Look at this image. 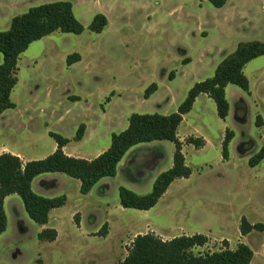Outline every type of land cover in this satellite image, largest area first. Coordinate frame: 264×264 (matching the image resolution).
Wrapping results in <instances>:
<instances>
[{"label":"rangeland","instance_id":"1","mask_svg":"<svg viewBox=\"0 0 264 264\" xmlns=\"http://www.w3.org/2000/svg\"><path fill=\"white\" fill-rule=\"evenodd\" d=\"M37 1L32 3L46 0ZM57 1L74 5L84 32H55L20 56L11 95L17 108L0 114V154L13 153L23 161L55 152L51 133L69 140V156L91 159L109 148L113 133L128 128L132 114L176 113L193 86L212 78L240 43L264 42V0H228L221 9L208 0ZM7 5L0 0V17L24 14L26 4L14 11ZM97 14L109 22L100 34L90 31ZM9 28L0 22V32ZM75 53L81 61L68 66V56ZM244 73L250 94L227 86L230 112L225 121L207 95L196 100L178 130L192 175L176 180L153 209L122 208L119 189L149 194L156 178L173 165L175 146L168 141L136 146L117 175L102 179L87 195L81 194L77 179L42 174L40 181L47 184L39 181L36 189L43 196L67 197L65 206L52 213L50 228L58 238L40 241L41 225L29 217L22 199L12 195L4 205L8 226L0 235V264H122L135 238L148 233L163 240L208 236L209 243L196 248V254L219 251L226 239L236 248L242 218L264 224V161L249 165L264 145V125L256 126L259 115L264 124V56L251 61ZM153 84L158 90L145 99ZM82 125L84 136L77 141ZM227 129L234 138L229 159L223 161ZM190 137L207 145L196 149L188 143ZM132 161L135 167L129 166ZM245 243L256 254L254 264H264V232L253 231Z\"/></svg>","mask_w":264,"mask_h":264},{"label":"trees","instance_id":"2","mask_svg":"<svg viewBox=\"0 0 264 264\" xmlns=\"http://www.w3.org/2000/svg\"><path fill=\"white\" fill-rule=\"evenodd\" d=\"M216 9L223 8L228 0H208ZM109 22L105 15L97 14L90 31L94 34L102 33ZM62 32L81 35L84 26L74 14L73 4L69 1H58L30 8L26 13L12 19L8 31L0 32V53L3 62L0 65V114L16 108L11 95L18 84V62L30 45L52 35ZM264 56V42L253 41L240 43L234 53L227 56L217 67L212 78L196 83L189 91L186 100L176 113L171 115L132 114L129 117L128 128L120 133L111 135L109 148L93 160L72 157L64 152L69 143L61 135L51 133L56 141L57 149L54 153L41 160L24 163L19 156L0 154V235L8 226L4 210L5 200L11 195H18L29 217L37 224L44 226L49 222L50 212L65 206L66 196L46 198L33 191L34 179L45 173H63L81 182L82 195L89 194L104 178H114L118 166L126 154L134 147L155 141H168L174 144L175 152L172 167L161 173L155 180L152 191L147 195H138L133 191L121 187L119 189L120 204L124 209L149 211L153 209L166 194L172 183L178 179H189L192 170L186 164L183 154V142L178 136V130L189 114L197 98L204 94L212 99L216 105L218 116L225 121L230 112V105L226 97L228 85H234L250 93V81L244 73L245 67L253 60ZM81 61L78 53L67 58V65L72 66ZM190 63L186 60L185 64ZM158 87L151 85L145 92V99H149ZM262 116H257V127H262ZM85 126L82 125L76 135L77 141L83 139ZM234 133L226 130L222 143V157L229 159V145ZM188 143L196 149L205 146L202 138L190 137ZM264 161V145L253 156L249 165L255 167ZM130 173V172H129ZM131 176V174H130ZM107 224L101 230L106 233ZM253 231L264 232V224L252 225L246 218H242L240 232L247 236ZM40 241L54 242L58 238L55 229L48 228L39 233ZM209 238L196 234L182 235L171 240H163L153 233L138 235L129 254L122 264H251L254 253L246 244H239L235 250L228 247L204 254H196L194 250L204 247Z\"/></svg>","mask_w":264,"mask_h":264},{"label":"crops","instance_id":"3","mask_svg":"<svg viewBox=\"0 0 264 264\" xmlns=\"http://www.w3.org/2000/svg\"><path fill=\"white\" fill-rule=\"evenodd\" d=\"M34 1H36V2H38L37 0H7V7L9 8V10L10 11H14L15 10V8L16 7H18V6H20V5H22V4H26L25 6H24V8H23V11H24V13L25 12H27L30 8H32V7H35V6H39V5H43V4H47V3H53V2H58L57 0L56 1H48V0H46V1H40V3H32V2H34ZM41 2H43V3H41ZM73 8H74V5H73ZM26 10V11H25ZM22 11V12H23ZM13 14V13H12ZM23 13H21V14H18L17 15V13H16V15H10L8 18H3V17H0V22H5L6 23V25H11V21H12V19L14 18V17H16V16H19V15H22ZM228 91V87L226 88V93H228L227 92ZM250 94V93H249ZM204 94H202V95H200L198 98H197V101L199 100V98L200 97H202ZM196 101V102H197ZM16 108H17V105H16ZM2 114H4V113H2ZM188 115V114H187ZM186 115V116H187ZM186 116H184V120H185V117ZM184 120H183V122H182V124L184 123ZM181 124V125H182ZM178 136H179V134H178ZM180 138V137H179ZM180 140L183 142V145L185 144L184 143V140L183 139H181L180 138ZM207 145V141H205V146ZM205 146L203 147V148H205ZM65 148L66 147H64V152H65ZM203 148H201V149H203ZM135 149H137V147H134L133 149H131L128 153H131L132 151H135ZM105 150H107V149H105ZM104 150V151H105ZM103 150L101 151V152H98L94 157H92L91 159H87V160H93V159H95L96 157H98L100 154H102L103 152H104ZM8 153V152H7ZM54 153V152H53ZM128 153L126 154V156L128 155ZM3 154V153H2ZM10 154H13V153H10ZM65 154H67L66 152H65ZM13 155H15V154H13ZM68 155V154H67ZM16 156H19V155H16ZM125 156V157H126ZM20 157V156H19ZM48 157V156H47ZM125 157H124V159L122 160V162L119 164L120 166H118V167H121L122 165H124V162H125ZM21 158V157H20ZM21 160H22V158H21ZM23 161V160H22ZM30 161H32V160H30ZM133 161H138V160H136V159H134ZM133 161L132 162H128L129 163V166H131L132 165V163H133ZM224 161V160H223ZM24 163H26V162H29V161H23ZM128 163H127V165H128ZM134 163H136V162H134ZM224 164V163H223ZM134 165V164H133ZM132 165V166H133ZM134 167H135V165H134ZM129 168H131V167H129ZM132 170H134V168L132 169ZM40 177H41V175L40 176H38V177H36L35 179H34V181H33V183H32V188H33V191L36 193V194H38V195H40V196H43L40 192H39V190L38 189H36V187H37V183L40 181ZM42 184H44V185H46L47 183L45 182V181H40ZM39 182V183H40ZM173 184V183H172ZM169 190V189H168ZM168 192V191H167ZM167 192H166V194H167ZM165 194V195H166ZM10 197H12V195L11 196H9V197H7L6 198V200H5V204H6V201L8 200V199H10ZM43 197H46V196H43ZM164 197V196H163ZM162 197V198H163ZM46 198H51V197H46ZM161 198V199H162ZM160 199V200H161ZM54 210H56V209H54ZM54 210H52L51 212H50V216H49V222H48V224L47 225H44V226H41V231L39 232V233H41L43 230H45V229H48V228H50L52 225H51V222H52V213H53V211ZM252 225H254V223H252V222H250ZM261 233H263V232H261ZM251 234V233H250ZM250 234L249 235H247V236H243L242 234H241V238H240V241H239V243L237 244V246L239 245V244H246L245 243V241L248 239V237L250 236ZM208 237V236H207ZM209 238V237H208ZM222 239V238H221ZM57 240V239H56ZM209 240H210V238H209ZM226 241L229 243L228 244V247L231 249V250H235L236 248H237V246H236V248H234L233 246H232V243L230 242V241H228L227 239H226ZM43 242H46V241H43ZM55 242V241H54ZM247 245V244H246ZM225 248V247H224ZM223 248V249H224ZM252 250V249H251ZM253 251V250H252ZM253 253H254V257H253V260H252V262H251V264H254V261H255V259H256V254H255V252L253 251ZM260 255H262V259L264 260V243H263V246H262V252L260 253Z\"/></svg>","mask_w":264,"mask_h":264}]
</instances>
